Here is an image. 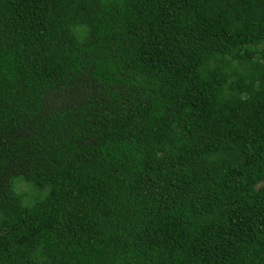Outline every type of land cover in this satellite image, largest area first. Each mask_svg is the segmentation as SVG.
Listing matches in <instances>:
<instances>
[{"label":"trees","instance_id":"trees-1","mask_svg":"<svg viewBox=\"0 0 264 264\" xmlns=\"http://www.w3.org/2000/svg\"><path fill=\"white\" fill-rule=\"evenodd\" d=\"M0 264H264V0H0Z\"/></svg>","mask_w":264,"mask_h":264}]
</instances>
